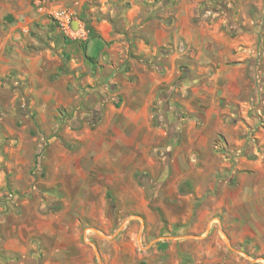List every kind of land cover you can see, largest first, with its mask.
<instances>
[{
  "label": "rangeland",
  "instance_id": "obj_1",
  "mask_svg": "<svg viewBox=\"0 0 264 264\" xmlns=\"http://www.w3.org/2000/svg\"><path fill=\"white\" fill-rule=\"evenodd\" d=\"M253 142L264 0H0V264H160L153 246L188 229L222 242L196 239L181 264H264V222L248 218L264 171L232 155ZM253 185L256 207L232 204Z\"/></svg>",
  "mask_w": 264,
  "mask_h": 264
},
{
  "label": "crops",
  "instance_id": "obj_2",
  "mask_svg": "<svg viewBox=\"0 0 264 264\" xmlns=\"http://www.w3.org/2000/svg\"><path fill=\"white\" fill-rule=\"evenodd\" d=\"M132 1V0H129ZM132 9V8H131ZM136 12H138V10H135ZM122 16V14L120 15ZM106 23H110L109 20ZM112 28V26H111ZM251 142V141H250ZM263 150V154H264V149L260 148L257 149L255 142L251 143V145H249L248 147H246V149H237L236 152H233L232 155H237L239 156L241 154V157L243 156V154L241 152L245 151L246 152V156L248 158V161L251 162V165L249 166L248 170L251 171V174H259V170H263L264 171V167H260V165H257L256 163V155H260V153ZM261 151V152H260ZM196 157L197 153L194 152L193 150H189L188 151V155H183V157ZM252 159V160H249ZM236 170H232L231 174H235ZM261 174V173H260ZM231 176V175H230ZM216 188V193L212 194L211 196L205 198L206 202H207V218L209 219V221H211L210 223V227L213 224L214 221V213L217 210V208L221 207V205H225V199H224V190L228 187V182L223 181V182H219L215 180L213 181L212 184H209V189H213ZM235 187L238 188V191L241 192L240 187L237 186V184L235 185ZM262 188L257 187L256 185H253L251 187H248L246 192L248 196H243L242 198H237L235 200H233L232 204H240L243 202H247L248 206H257V204L260 202L259 198L261 197L262 194ZM263 192H264V188H263ZM224 203V204H223ZM263 209H264V203H263ZM248 218L250 219V221L253 222H259V221H263L264 222V212L263 213H251L249 212L248 214ZM239 221L242 220V218L238 219ZM264 229V226H263ZM184 236L186 237H180V238H168L166 241H163L162 243H158L157 245H155V247L153 246V250H155L157 252V260L159 261L160 264L164 263V262H170V257L168 255H166L164 252L160 251L162 250L161 245L166 246L165 251H171V250H176L177 251V256H178V260L176 259V264H181L182 262L185 263L187 262V259H191L194 258L193 256L190 258L188 256V252L185 251V249H189V244L194 242L196 239H203V238H207V239H213L214 242L220 243L222 242V240L220 239L222 237L223 232H220V230L215 231L212 229H207L205 231H198L196 229H194L193 231L191 229H188V231H186V233H183ZM186 239L187 240V245L184 246L183 248L179 245L181 244V242ZM227 245V243H226ZM181 247V248H180ZM227 248H230L231 250H233L232 247H229L228 245L226 246ZM238 253V252H237ZM236 254V253H235ZM188 256V257H187ZM234 259L237 260V262L239 261V256L236 254L234 256ZM231 260V259H230ZM228 260V261H230ZM221 259L220 258H215V257H211L208 259V263L209 264H218L220 263ZM221 263H223L221 261ZM231 264H234L233 260H231L230 262Z\"/></svg>",
  "mask_w": 264,
  "mask_h": 264
},
{
  "label": "built area",
  "instance_id": "obj_3",
  "mask_svg": "<svg viewBox=\"0 0 264 264\" xmlns=\"http://www.w3.org/2000/svg\"><path fill=\"white\" fill-rule=\"evenodd\" d=\"M51 15L66 36L73 38L75 37V30L73 28L72 21L69 15L63 9L56 8L51 11Z\"/></svg>",
  "mask_w": 264,
  "mask_h": 264
},
{
  "label": "trees",
  "instance_id": "obj_4",
  "mask_svg": "<svg viewBox=\"0 0 264 264\" xmlns=\"http://www.w3.org/2000/svg\"><path fill=\"white\" fill-rule=\"evenodd\" d=\"M126 5L128 6V3H126ZM81 48H82V51H83V56H84L88 61L91 62L92 58L86 54V47L83 45V46H81Z\"/></svg>",
  "mask_w": 264,
  "mask_h": 264
}]
</instances>
